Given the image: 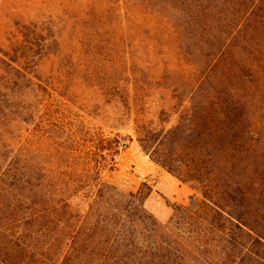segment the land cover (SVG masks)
<instances>
[{
	"label": "rangeland",
	"instance_id": "374dc122",
	"mask_svg": "<svg viewBox=\"0 0 264 264\" xmlns=\"http://www.w3.org/2000/svg\"><path fill=\"white\" fill-rule=\"evenodd\" d=\"M210 64L216 74L208 76ZM196 82L239 118L248 115L253 147L235 175L253 187L264 177V0H0V176L10 181L19 171L18 183L26 171L60 182L57 171H68L94 179L98 174L80 169L99 164L102 182L119 195L115 204L142 189L146 209L166 224L196 191L143 150L137 123L185 128L188 100H208L195 92ZM73 202L80 213L89 209L83 195ZM41 211L38 223L0 220L2 244L9 233L36 226L39 236L26 241L48 261L60 262L68 246V264L101 259L104 251L84 246L86 235L47 226L48 215H61ZM213 214L209 221L226 230V240L202 210L197 224L179 226L201 236L190 240L185 264H264V246Z\"/></svg>",
	"mask_w": 264,
	"mask_h": 264
},
{
	"label": "trees",
	"instance_id": "16d2710c",
	"mask_svg": "<svg viewBox=\"0 0 264 264\" xmlns=\"http://www.w3.org/2000/svg\"><path fill=\"white\" fill-rule=\"evenodd\" d=\"M208 70V76L216 74L212 64ZM194 88L195 92H206L208 100L204 99L205 102L199 104L192 98L188 100L185 128L179 123L154 126L152 122L141 119L137 123L136 131L143 150L180 180L191 183L196 191L187 205L177 207L168 223H160L149 213L144 204L147 196L142 189L130 192L120 198V204H115V199L119 197L116 188L102 182L99 164L90 167L89 163L88 169L80 170L98 174L94 179L89 176L83 180L74 179L68 171H57L63 177L60 182L30 173L28 176L26 171L23 178H18V183L12 179L19 171L11 175L10 181L6 175H3L4 178L0 176V220L8 225L12 221L38 223L43 213L41 208L44 213L59 214L61 216L56 218L48 215L47 222L51 223L47 226L59 233L74 230L81 237L86 235V240L82 239L84 246L95 252L104 251L100 260L89 264H165L163 261L166 259V264H185V250L188 252L191 247L190 240L200 242L201 236H186L179 226L185 228L189 224H197L202 210L210 211L209 217L204 220L213 227V233L222 237L220 241L226 240V230L215 227V218L209 221L213 213L220 215L216 217L220 223L226 225L229 221L243 234L249 235L253 244L264 246V231H261L264 230V177L250 187L247 178L240 180L235 175L242 164L244 168L247 166L245 163L251 155L252 141L247 139L250 129H245L252 127L250 119L243 113L239 118L230 111L228 107L231 105H226L216 91L197 82ZM242 108L245 109L244 106ZM238 131H242L239 137L235 135ZM86 191L89 192L84 193ZM82 195L89 200V209L80 213L81 207L73 200ZM236 200H241V203H236ZM225 201L229 206H237L240 215L224 209ZM76 221L81 222V230H76ZM89 230L94 232L93 236L89 233L91 237ZM100 230L104 231V235H100ZM10 236L7 244L0 241V264H33L28 263V257L36 264L69 263L67 257L70 256H65L70 253L71 246L63 248L65 255L60 262L48 261L42 251H31L32 246L26 240L39 236L36 226L35 229L23 227L21 236L9 233L7 237ZM101 238L106 239L105 244L101 243ZM114 253L120 254V258H112ZM162 257L163 261L159 260ZM76 263L72 261V264Z\"/></svg>",
	"mask_w": 264,
	"mask_h": 264
}]
</instances>
